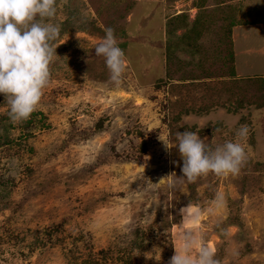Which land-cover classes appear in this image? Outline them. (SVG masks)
<instances>
[{"label": "rangeland", "instance_id": "374dc122", "mask_svg": "<svg viewBox=\"0 0 264 264\" xmlns=\"http://www.w3.org/2000/svg\"><path fill=\"white\" fill-rule=\"evenodd\" d=\"M57 5L61 45L32 135L3 118L0 94V264H168L188 231L222 264H264V53L242 51L264 45V28L241 36L264 22V0ZM109 27L127 59L119 87L94 49ZM185 131L213 150L241 143L239 175L182 178L159 136ZM154 249L160 261L144 257Z\"/></svg>", "mask_w": 264, "mask_h": 264}, {"label": "clouds", "instance_id": "9594fccd", "mask_svg": "<svg viewBox=\"0 0 264 264\" xmlns=\"http://www.w3.org/2000/svg\"><path fill=\"white\" fill-rule=\"evenodd\" d=\"M57 10V0H0V94L5 96L10 108L8 116L14 124L31 118L41 106L45 89L51 83V65L61 45L56 43L60 38V25L52 22ZM94 49L97 57L104 58L111 82L119 87L127 71V59L112 28L106 29L105 37ZM247 134V126H241L236 133L238 138H246ZM206 139H201L194 131L177 133L176 144L162 134L159 136L166 151L178 147L183 160L182 178L189 183L210 173L224 177L239 175L247 162L242 144L229 141L213 150ZM215 201L222 202L223 195L218 192ZM195 219L198 221L199 216ZM183 240V248L175 246V254L168 264H222L215 251L192 231L183 234ZM193 247L197 250L196 258L189 254ZM156 249L143 253L144 257L160 261V253L153 255Z\"/></svg>", "mask_w": 264, "mask_h": 264}, {"label": "crops", "instance_id": "0c3cea01", "mask_svg": "<svg viewBox=\"0 0 264 264\" xmlns=\"http://www.w3.org/2000/svg\"><path fill=\"white\" fill-rule=\"evenodd\" d=\"M253 25H256V26L253 28L252 26L248 27L247 25H242L241 30H243V32H242L241 36L243 38L244 37L246 38L248 36V34L251 33L252 30H256V29L263 30V28H264V22L257 23V24H253ZM232 35L234 36L233 39H232L233 45L234 46H237L236 45L237 35L240 36V33L237 34V31L235 29V31L233 32ZM252 47H254V48H252ZM242 49H243L242 51H244L246 53L251 52V51L263 52L264 53V45L263 46L256 47V48H255V45H252V46H243ZM238 52H239V50H238ZM238 52H237V55H238ZM262 55H264V54H262ZM250 66L252 68L253 65L250 64ZM253 74H254L253 77H259L260 76L264 80V71H261V72H258V73L253 72Z\"/></svg>", "mask_w": 264, "mask_h": 264}, {"label": "trees", "instance_id": "16d2710c", "mask_svg": "<svg viewBox=\"0 0 264 264\" xmlns=\"http://www.w3.org/2000/svg\"><path fill=\"white\" fill-rule=\"evenodd\" d=\"M259 20L262 21L263 19L259 18ZM200 25H202V23ZM35 116H36V112H34L31 115V118L29 120L23 121V122H21L19 124L20 130H22V132L20 134L21 138L28 137V136L32 135L31 128H33L35 122H38L36 120ZM3 118L6 119V118H9V116L8 115L7 116H3ZM97 125L100 126L101 122H98ZM1 143L4 144V145H6V144H10L11 145L14 142L11 139L5 138V139H3V141ZM15 143L20 145L19 141L15 142ZM143 145L144 144H140V149H139L140 153H144L146 151V147H144ZM140 157H141V155H140Z\"/></svg>", "mask_w": 264, "mask_h": 264}]
</instances>
